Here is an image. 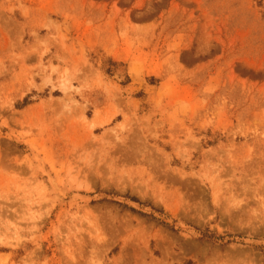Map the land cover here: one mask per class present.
Wrapping results in <instances>:
<instances>
[{"label": "rangeland", "instance_id": "1", "mask_svg": "<svg viewBox=\"0 0 264 264\" xmlns=\"http://www.w3.org/2000/svg\"><path fill=\"white\" fill-rule=\"evenodd\" d=\"M0 264H264V0H0Z\"/></svg>", "mask_w": 264, "mask_h": 264}, {"label": "trees", "instance_id": "2", "mask_svg": "<svg viewBox=\"0 0 264 264\" xmlns=\"http://www.w3.org/2000/svg\"><path fill=\"white\" fill-rule=\"evenodd\" d=\"M164 224L168 225L167 223L163 222Z\"/></svg>", "mask_w": 264, "mask_h": 264}]
</instances>
